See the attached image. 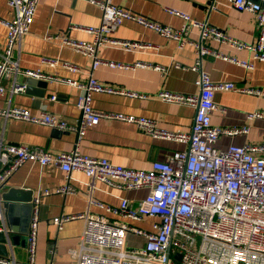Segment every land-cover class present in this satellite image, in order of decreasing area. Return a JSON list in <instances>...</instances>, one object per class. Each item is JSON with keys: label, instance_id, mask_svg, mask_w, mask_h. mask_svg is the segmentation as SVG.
I'll use <instances>...</instances> for the list:
<instances>
[{"label": "built area", "instance_id": "2783aa9c", "mask_svg": "<svg viewBox=\"0 0 264 264\" xmlns=\"http://www.w3.org/2000/svg\"><path fill=\"white\" fill-rule=\"evenodd\" d=\"M87 1L99 8L100 23L93 27L75 26L71 29L88 33L92 42L73 41L64 37L61 40L75 52L91 57L92 67L101 63L96 57V50L101 46L119 45L127 51L139 47L135 42H119L111 37L113 31L126 20H132L163 38L173 40L179 50L185 46L195 49L196 59L190 70L198 72L194 83L198 93L181 95L162 91L158 94L160 100L165 103L194 108L193 121L188 132L167 131L159 128L152 119L102 112L91 105L93 94L120 93L128 97L136 95L103 86L92 78L86 82H73L57 79L41 70L20 69L15 51L18 52L21 38L33 23L39 0H6L12 11V18L0 21L7 29L4 49L0 56V98L7 90L12 94L25 91L26 85L17 80L18 76L34 80L44 79L50 83H64L79 90L80 94L75 103L79 110L75 123H67L45 112L32 116L24 107L7 106L5 110H0V116L4 119L45 125L75 135L74 148L55 155L44 148L12 145L0 140V195L7 178L25 162L37 163L41 167L59 168L67 180V183L52 191L44 189L32 199L25 247L26 259L19 261L11 256H0V264H35L41 198L51 193H73L74 189L68 183L71 172H81L87 177L88 189L97 181L119 190L145 189L147 195L136 204L127 199H120L118 206L112 208L93 201L90 196L89 205H94L106 213L119 215L128 222H139L144 218L157 219L149 230H145L124 221L110 222L105 216L90 213L89 207L77 216L62 215L54 218L52 222L57 230L67 221H84L78 248L69 249L75 264H264V141L241 146L231 145L218 150L214 144L220 136L245 134L249 128L244 125L240 128L221 129L215 127L211 120L212 113L218 110L214 102L216 92L232 91L257 95L264 94V90L237 87L224 81L213 82L200 66L202 56L210 55L246 68L252 67L248 62L207 46V42L224 45L234 51L246 49L251 53L253 60L264 62V0H226L235 11L252 14L258 30L253 45L236 41L206 22L198 23L188 15L171 10L168 11L184 19L180 28L162 26L137 16L113 4L112 0ZM192 28L200 30L198 41L189 38ZM43 63L48 67L58 64L48 60ZM67 68L72 71L77 69L73 66ZM5 82L9 85L7 90ZM55 99L54 95L50 97V100ZM258 118L264 119V113L258 111L247 116V119ZM102 119L133 123L149 138L179 143L184 145L185 149L174 150L165 160L151 161L147 170L128 169L114 165L104 158L82 154L79 150L81 138L87 129L96 127ZM2 202L0 198V222H3ZM0 226V230L5 229L3 224L0 223ZM129 235L141 236L143 245L128 248Z\"/></svg>", "mask_w": 264, "mask_h": 264}, {"label": "crops", "instance_id": "0c3cea01", "mask_svg": "<svg viewBox=\"0 0 264 264\" xmlns=\"http://www.w3.org/2000/svg\"><path fill=\"white\" fill-rule=\"evenodd\" d=\"M112 3L137 16L173 29L180 28L184 19L168 10L188 15L198 23L206 22L209 26L222 30L230 38L249 45L255 43L258 34L252 14L235 11L226 0H112ZM11 18L12 11L6 0H0V21ZM100 21L99 8L87 0H39L33 23L21 38L18 52L15 51L19 59V68L41 70L57 79L73 82H86L92 78L103 86L134 93L136 96L131 97L120 93L113 95L95 93L92 95L91 105L102 112L152 119L159 128L167 131L188 132L193 121L194 108L165 103L160 100L158 94L162 91L181 95L198 93V88L194 84L198 72L190 70L196 59L195 49L192 46H185L179 50L173 40L163 38L132 20H126L113 31L111 37L119 42H135L139 47L127 51L119 45L101 46L96 50V57L101 63L92 67L91 57L75 52L70 46L63 44L61 38L91 43L92 37L88 33L73 30L71 27H93ZM6 32V27L0 24V56L4 49ZM199 37L200 30L190 29L191 40L198 41ZM206 45L252 66L246 68L204 55L200 66L210 80L230 82L237 87L252 90H264L263 61L253 60L251 53L246 49L234 51L213 42H207ZM47 60L56 61L58 64L48 67L43 63ZM67 66L77 69L72 71ZM26 79L23 76L17 77L20 83H25ZM40 80L46 82L44 87H35L29 93L24 91L20 94L10 93L7 90L9 85L5 82L7 91L0 98V110H5L7 106L24 107L32 116H39L45 112L67 123H75L79 117L75 103L80 91L64 83ZM53 95L56 97L54 101L50 100ZM214 102L218 107L211 117L215 127L240 128L247 125L249 128L245 134L220 136L214 144L216 149L223 150L231 145L241 146L264 141V119H247L249 114L258 111L264 113V94L221 91L214 94ZM0 140L12 145L44 148L52 155L69 152L75 145V135L71 132L58 131L26 121L4 119L1 116ZM184 149L185 146L179 143L149 138L133 123L107 119H102L96 127L87 129L79 146L80 152L84 155L104 158L114 165L118 164L128 169L143 170L150 168L151 161L165 160L174 150ZM69 178L68 183L74 189L73 193H51L41 198L35 264H75L69 249L78 248L84 221L70 220L57 230L52 221L62 215L77 216L89 207L90 213L105 216L110 222L124 221L145 230H149L157 220L144 218L139 222H128L119 215L115 216L89 205L90 196L93 201L112 208L118 206L120 199H127L130 203L136 204L147 195L145 189L119 190L100 181L88 189L87 177L81 172H71ZM65 183L67 180L64 178V172L59 168L41 167L37 163L25 162L7 178L1 193L10 188L22 189L30 192L32 201L44 189L52 191ZM31 201L26 204L31 205ZM2 204L3 222L0 223L14 239L12 243L5 244L6 256H0L8 258L11 256L24 261L27 256L25 247L30 221L28 213L23 210L26 204L9 203L11 208H5L4 202ZM143 243L141 236L129 235L127 238L128 248L141 247Z\"/></svg>", "mask_w": 264, "mask_h": 264}, {"label": "water", "instance_id": "95a60500", "mask_svg": "<svg viewBox=\"0 0 264 264\" xmlns=\"http://www.w3.org/2000/svg\"><path fill=\"white\" fill-rule=\"evenodd\" d=\"M25 92L29 93L30 91L34 90L35 87L42 88L46 85V82L43 80L37 81L32 78H27L25 81ZM0 198L5 204V208H11V204L13 203H22L26 204L31 201V194L29 191H24L22 189H14L10 188L6 192H2ZM11 204H9V203ZM24 212L28 213L29 217L31 216V205L26 204L23 207ZM30 219V218H29ZM7 228L0 230V255L6 256L7 252L5 250V244L8 242H13V235L8 233Z\"/></svg>", "mask_w": 264, "mask_h": 264}]
</instances>
